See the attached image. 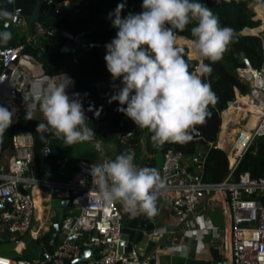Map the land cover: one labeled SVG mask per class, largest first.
Listing matches in <instances>:
<instances>
[{"label": "built area", "instance_id": "obj_1", "mask_svg": "<svg viewBox=\"0 0 264 264\" xmlns=\"http://www.w3.org/2000/svg\"><path fill=\"white\" fill-rule=\"evenodd\" d=\"M67 3L63 1L53 4L62 6ZM0 23L4 28L5 21L0 20ZM7 23L9 27L25 26L21 15L14 16ZM248 29L249 27H245L241 33L258 34L249 32ZM34 32L53 35L40 24H37ZM25 46V44L16 47L0 46V78L5 69H10L6 88H16L24 96L8 93L0 97V105L11 110L12 103L17 107L18 115L21 112L39 113L37 115L44 118L39 102L28 97L33 93V82L44 81L47 87L50 83H59L64 75L70 78L66 88L69 94L74 91V80L65 73L55 75L46 73L42 64L25 50ZM261 69L263 66L253 67L247 57L243 59V66L237 68V74L240 81L249 83V91L241 94L237 90L238 93L232 100L235 101L236 109L242 106L244 112L238 116V119L228 123L224 147L219 145V134L215 144L209 143V146L218 147L226 153L229 172L224 180L208 182L204 179L207 150L202 148L190 154L173 147L167 148L157 167L160 174L167 178V191L159 199L169 202L171 211L183 224L185 236L189 235L188 238L199 240L200 236L206 232L215 235L209 223L203 222L196 227L194 222L199 219L200 206L204 203L212 206L215 196H220L219 199L223 205L221 209L223 211L225 207L228 213L225 229L229 236L226 242L223 241L224 246L227 243V252L220 264H264V175L253 177L248 171L235 173L243 154L253 141L258 137H264V90L256 89L253 83L257 71ZM108 74L111 76L109 72ZM248 75L252 76L251 81L248 80ZM240 97L244 98L241 103L238 101ZM96 104L94 103L95 106ZM222 112L223 110L220 116ZM234 126L238 127V131L232 133ZM131 135L132 130H128L124 138ZM88 142L93 144V149L99 154V161L80 159L74 174L60 181L37 177L34 174L36 159L33 151L34 137L31 132H16L12 136V147L7 149L9 153L5 154L6 150H0V233L7 228L9 237L14 234L11 238L19 239L30 231L36 218V202L32 189L38 186L47 187L51 197L69 199L70 208L75 212L63 219L60 232L51 233L52 236L47 238L54 250L53 254L45 260L38 258L11 260L0 257L16 264H64L65 260L76 258L82 245H86L98 246V253L73 264L148 263L149 257H142L135 247L129 252L123 249L118 252L123 227L118 202L103 204L97 199L96 188L89 174L92 165L109 158L106 157L105 150L96 136ZM42 152L49 154L50 145L46 144ZM55 163L57 172L61 173L66 169L65 158H57ZM7 198L10 199L9 202H6ZM174 232V229L161 231L154 228L148 235L150 238L163 239L166 244L173 245L176 240L172 236ZM70 234L75 236L73 241H68Z\"/></svg>", "mask_w": 264, "mask_h": 264}, {"label": "clouds", "instance_id": "obj_2", "mask_svg": "<svg viewBox=\"0 0 264 264\" xmlns=\"http://www.w3.org/2000/svg\"><path fill=\"white\" fill-rule=\"evenodd\" d=\"M124 7L118 4L112 24L118 31L105 44L107 71L113 80L122 78V87L110 100L126 107L118 108L135 126L151 133L154 147L165 143L186 144L191 141L190 130L206 123L212 115L210 106L219 102L211 82L202 77L211 75L212 67L204 63L220 61L234 42L235 31L222 26L219 17L204 3L197 0H142V11L121 17ZM19 15L0 8V45L12 40L7 30L8 21ZM191 45L199 59L198 67L190 70L184 48L177 45V30L184 31L189 24ZM70 78L63 75L59 83L33 82V100L39 102L45 123L36 131L52 132L65 145L92 141L95 133L87 124V117L79 94L69 96L66 88ZM254 87L264 90V69L258 70ZM14 112L0 105V140L12 124ZM26 119H32L27 112ZM43 139V135L41 136ZM131 149L90 167L97 199L103 204L118 202L132 217H154L157 202L167 191V178L155 167H141L135 162ZM189 248L179 244L176 252L187 258ZM0 264H11L0 257Z\"/></svg>", "mask_w": 264, "mask_h": 264}, {"label": "trees", "instance_id": "obj_3", "mask_svg": "<svg viewBox=\"0 0 264 264\" xmlns=\"http://www.w3.org/2000/svg\"><path fill=\"white\" fill-rule=\"evenodd\" d=\"M67 1L69 11L56 20V27L61 28L73 36L80 34L81 42L85 47L71 51L61 50L63 47L73 46V41L69 38L43 34L47 40L38 37L32 28L28 34L24 29L18 30L10 26L7 30L12 32V40L7 45L1 47H16L21 44H32L35 51H28L41 64L44 71L50 75L65 73L74 80V92L79 94V99L83 105L87 124L91 127L99 139L102 147L109 152V145L114 148L113 155L109 159H114L116 155L131 149L135 153V161L140 159L142 154V139L145 137V150L153 154L148 159L147 167H155L158 160L163 158L167 148L173 147L186 154L194 153L199 148L207 150V157L204 165V179L208 182H220L224 180L229 172L228 161L225 151L209 146L210 142L216 143L221 124L222 113L227 112L228 101L235 98L236 90L241 94L249 91V83L238 79L237 68L243 66V59L247 57L255 68H260L264 64V45L261 33L242 34L245 27L257 29L261 24L260 20L253 18L254 13L250 11L251 3L264 4V0H197L206 4L219 17L222 26H229L235 31L234 42L229 46V50L223 58L212 63L205 60L204 63L212 67L211 75H205L202 79L210 81L212 89L219 96V102L210 106L212 115L206 123L196 125L200 132L198 138L192 139L186 144L165 143L162 147H154L151 142V133L147 129H141L133 123L124 113L118 111L120 105L118 101L110 98L118 93L122 85V78L115 80L108 74L104 56L106 54L105 44L109 43L118 31L112 24L113 13L118 4H123L120 15L125 17L128 13H138L142 11V0H53V3ZM195 26V22L189 24L184 31L177 30V44L191 41L190 29ZM256 27V28H255ZM0 30H4L0 23ZM257 31V30H256ZM58 49L49 59H39L36 56L38 48ZM184 48V56L190 65V70L194 71L198 65L196 57ZM192 56L191 58L188 56ZM103 83L106 89L105 121L100 123L97 120L96 106L101 100L98 85ZM228 106V107H227ZM221 113V114H222ZM26 113L21 112L18 118L6 130L2 140H0V150L4 151L12 147V136L18 131L31 132L34 137V155L36 166L34 173L41 176L46 173L56 171V159L64 158L67 152L62 150L60 141L52 132L39 133L36 127L39 123H45L44 119L32 117L26 119ZM227 122L222 119L221 132L228 127ZM236 129L237 126H234ZM233 128V129H234ZM132 130V135L124 138L125 133ZM43 135V139L41 136ZM223 142L226 138H222ZM49 144L51 152L43 154V147ZM79 150H81L79 148ZM81 159L97 162L99 154L93 148H84ZM156 168V167H155ZM248 171L251 176L259 177L264 175V137L256 138L248 150L243 154L235 173Z\"/></svg>", "mask_w": 264, "mask_h": 264}, {"label": "crops", "instance_id": "obj_4", "mask_svg": "<svg viewBox=\"0 0 264 264\" xmlns=\"http://www.w3.org/2000/svg\"><path fill=\"white\" fill-rule=\"evenodd\" d=\"M253 5H256V3H252ZM37 24L33 26V29ZM22 28L26 31L25 26L18 27ZM184 45L187 46L186 42H182ZM188 43H191V41H188ZM238 91L236 90L237 94ZM75 92H71L68 95L73 96ZM37 114H35V118ZM18 118V113L15 114V116L12 117V123L15 122ZM40 118V117H39ZM44 119V118H40ZM219 138V137H218ZM220 140V139H219ZM145 137L142 139V154L140 156V159L137 161H134L137 165H140L141 167L148 166L149 162L148 159H151L153 157V154L148 153L145 150L144 146ZM220 142V141H219ZM71 146V145H70ZM107 150L105 149L106 157H111L114 152V148L109 145ZM67 154L65 155L66 159V169L63 172H57L54 171L52 173H46L41 176L42 178H47L49 180H65L70 178L74 172L77 169V163L81 159V154L83 153V149L80 151L74 148L75 151L70 150L68 151V145H66ZM74 152V153H73ZM9 152H5V154H8ZM99 161V160H97ZM160 165L159 160L158 164L155 166L156 168ZM32 194L34 196L35 202H36V218L32 224V227L30 229L31 237L36 238L41 235H46L48 238L51 237V233L47 232L48 225L51 221H53L54 217H56V211L53 208H50L49 201L52 198L49 193L48 189L45 186H38L32 189ZM220 196H215V200L212 206L207 204H202L199 208V219L198 221L195 220L194 226H198L200 224L209 223L212 227V229L215 231V235H211V233H203L202 236H200L199 240H195L194 238H188V236H185V230L183 224L179 222V220L174 216L173 212L171 211L170 204L167 200L159 199L157 202L158 207V213L154 217H148L145 215H138L135 217H143L147 221L154 223V228L159 229L161 231H165L167 229H174L175 232L172 236L176 238L173 245H168L165 243L163 239H153L150 238L148 233L152 230L144 232L142 241L135 247L137 248L141 256L146 258L149 257L151 254H155V263L156 264H191L192 262L196 260H205L210 262H218L220 264L221 260L225 256L227 252V243L226 240H228V233L225 229L227 225V218L228 213L225 210V207L223 208V211L221 209ZM118 207L122 214V222L123 225L125 222L131 218L129 214L125 213L122 209V206L118 203ZM75 212L71 210L70 205L68 204L64 208V218L74 214ZM40 216V217H39ZM153 228V229H154ZM10 239L11 236H10ZM186 244L189 248L187 258L182 257L176 252V247L179 244ZM21 245L18 248V245ZM16 247L17 252H22L24 250V244L19 243ZM40 248V247H39ZM39 250V249H38ZM11 264H16L15 262H12Z\"/></svg>", "mask_w": 264, "mask_h": 264}, {"label": "water", "instance_id": "obj_5", "mask_svg": "<svg viewBox=\"0 0 264 264\" xmlns=\"http://www.w3.org/2000/svg\"><path fill=\"white\" fill-rule=\"evenodd\" d=\"M0 8L5 9L9 12H14L19 10V15L24 18L25 29L29 34L31 29L35 24H40L45 27L48 31L55 35L63 36L69 38L73 41V46L63 47L61 50H71L85 47V44L81 42L80 34L73 36L67 31L56 27L55 23L58 18L66 14L69 11V5L63 4L62 6H57L53 4L52 0H0ZM261 37L264 45V28L261 30ZM180 46V45H178ZM184 47V46H181ZM186 48V47H185ZM26 51H35V46L32 44H27L25 46ZM58 49H50L46 47L38 48L36 50V56L39 59H49L54 55ZM191 57V56H189ZM192 58V57H191ZM194 58V57H193ZM196 59V58H195ZM264 69V64L262 65ZM10 77V69H5L0 78V97L12 93L21 97H24L16 88L8 89L6 85ZM252 76L248 75V80H252ZM99 95L101 100L96 104V115L97 120L100 123L105 121V103H106V89L103 83L98 85ZM29 98H33L32 93L29 94ZM228 104H235L234 100L228 101ZM191 135L194 138L200 136L199 130L196 126L190 130ZM10 199L7 198L6 202ZM69 204V199L54 196L49 201L50 208L56 211V217L48 225L47 232L55 233L62 230L63 219H64V208ZM154 228V223L147 221L143 217H133L125 222L122 227L121 240L118 244V252L122 249L125 252L131 251L133 247H136L143 238L144 232L149 231ZM67 232V230H63ZM74 234L68 236V241L74 240ZM48 237L46 235H41L39 237H31L30 232H26L19 239H10L8 235V230L5 228L0 233V256L7 257L11 260H17L23 258L24 254L22 252H17L16 247L19 243L24 244V249L33 250L38 248L37 258L39 260H45L49 255L53 254L54 247L48 243ZM80 242V241H79ZM40 247V248H39ZM99 251L98 246H86L82 245L79 255L74 259L65 260L64 264H73L76 262L83 261L89 255H95ZM147 264L155 263V254H151L150 259ZM191 264H219L218 262H210L205 260H196Z\"/></svg>", "mask_w": 264, "mask_h": 264}, {"label": "rangeland", "instance_id": "obj_6", "mask_svg": "<svg viewBox=\"0 0 264 264\" xmlns=\"http://www.w3.org/2000/svg\"><path fill=\"white\" fill-rule=\"evenodd\" d=\"M261 5H264V4H257L256 3V5H253L252 3L249 5V7H250V11L251 12H253L254 13V16H253V18L255 19V20H260V22H261V24L260 25H262L263 27H264V21L261 19V18H259L260 16H259V12H258V9H259V7L261 6ZM259 25V26H260ZM13 28H17L18 30H20V28H18V27H16V26H12ZM262 27V28H263ZM262 28H260V29H262ZM251 29H253V28H249L248 30H249V32H251L252 30ZM21 30H23L22 28H21ZM253 32H257V33H261V31H253ZM37 36L38 37H42V39L43 40H47L45 37H44V35L43 34H37ZM178 45H180V46H184V47H186V48H188L189 50H190V53L192 54V55H194L195 57H196V59L198 60V64H199V59H198V57L196 56V54H195V52H194V50H193V47H192V45L191 44H189V45H184L183 43H178ZM188 56H189V54H188ZM192 57V56H191ZM193 58V57H192ZM197 67H198V65H197ZM32 114V116H35V114H39V113H31ZM41 115H36V117H40ZM221 116H222V119H223V121L224 122H227L226 124H228L231 120H233L234 118H237L235 115H231V114H229V112L227 111L226 113H222L221 114ZM222 122V121H221ZM236 122V121H235ZM220 132H221V126H220V130H219V135H220ZM226 132H227V127H225L224 128V131H222V136H220V142H219V145L221 146V147H224L225 146V142L226 141H224L223 142V139L222 138H225V136H226ZM235 132V128L232 130V133H234ZM60 143H61V146H62V150H64L65 152H67V149H66V145L64 144V141L63 140H61L60 141ZM86 147H88V148H93V144L92 143H90V142H88V141H84V142H80V143H76V144H73V145H68V151L70 150V148L72 149V151H75L74 150V148H76L77 150H79V148L80 149H84V148H86ZM105 150V149H104ZM7 151V150H6ZM5 151V152H6ZM80 151V150H79ZM4 152V153H5ZM8 152V151H7ZM74 153V152H73ZM108 158H110V157H108ZM161 161H162V159L160 158L159 159V163H161ZM14 234H11V236H13ZM37 252H38V248H36V249H33V250H28V249H24L23 250V254H24V256H23V258L24 259H33V258H37Z\"/></svg>", "mask_w": 264, "mask_h": 264}, {"label": "bare ground", "instance_id": "obj_7", "mask_svg": "<svg viewBox=\"0 0 264 264\" xmlns=\"http://www.w3.org/2000/svg\"><path fill=\"white\" fill-rule=\"evenodd\" d=\"M258 12H259V18H261L263 21H264V5H261L260 7H259V9H258ZM264 23V22H263ZM260 28H262V25H260L257 29H251L252 31V33H255V32H253V31H258ZM186 44L187 45H189V44H191V43H188V41L186 42ZM178 45V44H177ZM188 49V48H187ZM189 50V49H188ZM190 51V50H189ZM239 103H241V102H243L244 101V98H239ZM11 110L14 112V115L13 116H15V114L18 112V109H17V107L14 105V104H12L11 103ZM227 111L229 112V114H231V115H235V116H237V118H234V119H238V116H240L241 115V113L242 112H244L243 111V108H242V106H240L239 108H237L236 109V106L234 105V104H231L228 108H227ZM233 119V120H234ZM237 122V121H236ZM238 131V127L235 129V132H237ZM40 217V216H39ZM21 245L19 244L18 245V248L20 247Z\"/></svg>", "mask_w": 264, "mask_h": 264}]
</instances>
